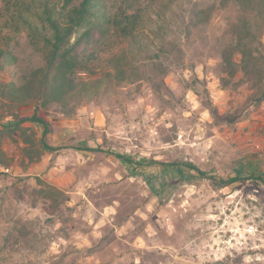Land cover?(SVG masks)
<instances>
[{
	"label": "rangeland",
	"instance_id": "obj_1",
	"mask_svg": "<svg viewBox=\"0 0 264 264\" xmlns=\"http://www.w3.org/2000/svg\"><path fill=\"white\" fill-rule=\"evenodd\" d=\"M136 1L148 4L140 43L117 37L81 72L108 91L70 113L41 111L51 149L43 127L12 126L34 105L0 101V264H264V102H251L241 73L221 81L235 1ZM13 47L4 82L45 61L25 34ZM214 107L236 121H216ZM156 162H191L208 178Z\"/></svg>",
	"mask_w": 264,
	"mask_h": 264
},
{
	"label": "trees",
	"instance_id": "obj_2",
	"mask_svg": "<svg viewBox=\"0 0 264 264\" xmlns=\"http://www.w3.org/2000/svg\"><path fill=\"white\" fill-rule=\"evenodd\" d=\"M122 1L129 3L128 7L110 5L109 0H2L0 101L9 108L27 105L35 108L31 117L13 123L14 130H20L25 122L43 127L40 144L51 149L46 141L51 123L40 115L41 111L57 105L63 112L70 113L84 102L99 100L108 91L109 83L105 78H82L81 72L89 70L90 62L99 61L117 37L130 39L133 45L140 43L137 27L144 26L148 4ZM234 1L237 9L228 18L233 40L222 51V72L227 76L221 78L222 85L228 86L229 80L241 73L243 82L252 90L251 102L261 104L264 102V45L260 36L264 31V0ZM194 14L198 26L208 23L207 10L196 9ZM23 34L38 54L45 55L44 64L4 82L2 72L18 66L13 42ZM211 115L218 122L236 121L230 115H220L216 107L212 108ZM2 135L0 127V140ZM29 142L32 140L26 143L29 145ZM82 150L101 149L84 147ZM26 151L31 155L30 149ZM116 157L133 163L126 155L117 154ZM156 163L187 169L200 178H208L205 171L191 162ZM239 180L237 177L220 179L219 184L229 186Z\"/></svg>",
	"mask_w": 264,
	"mask_h": 264
}]
</instances>
